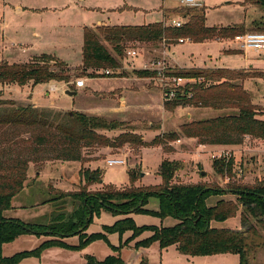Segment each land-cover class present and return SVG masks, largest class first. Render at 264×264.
Segmentation results:
<instances>
[{"label": "rangeland", "instance_id": "rangeland-1", "mask_svg": "<svg viewBox=\"0 0 264 264\" xmlns=\"http://www.w3.org/2000/svg\"><path fill=\"white\" fill-rule=\"evenodd\" d=\"M178 6H182L180 0H0V59L12 63L27 59L31 61L35 56L44 53L54 54L72 66L71 74L75 88L77 79L87 77L86 86L73 96L65 93L62 81L54 80L53 83L58 86L56 89H50L51 84L38 85L34 89V95L40 102L47 104L54 101L57 105L73 106L52 108L39 105L38 108H52L61 114L79 111L107 119L127 121L136 126L137 132L148 142L142 147L130 144L118 148L93 145L83 149V161L43 159L39 163L30 162L25 186L13 199L14 207L6 211V216L35 223L48 221L56 212L57 205L60 207L59 204H63L68 211L72 210L74 201L71 196L54 201L51 198L61 193L80 190L86 185L89 171L93 170L101 172V180L89 186L91 191L102 189L107 184L116 187L131 186L132 183L136 186L159 185L163 181L159 169L165 158L180 160L183 164L173 182L202 181L226 186L231 180L252 185L264 178L263 139L245 136L242 144L231 147L235 176H222L213 167L215 158L212 156L220 152L211 154L214 148L200 147L197 138V141L188 140V136L181 129L182 123L193 120L192 117L188 120L189 114L196 117L195 112L200 109L180 106L173 111H166L160 93L163 88L161 80L139 76L134 72L145 64L158 66L161 62L167 70L226 68L245 70L251 75L261 74L262 76L246 77L244 87L250 92L253 103L260 110V116L264 118V49L245 50L234 37L204 41L189 38L184 42L178 40V43H172L170 48L165 41H134L128 45L127 51L134 49L137 55L133 58L126 53V56L120 59L118 67L83 69L81 64L85 26L97 30V27L103 24H145L162 20L171 24L173 19L181 18L176 14L165 15V10ZM204 6L208 26L241 24L247 28L246 31H264L262 6L247 0H205ZM99 38L109 51L116 55L113 45L100 34ZM105 69L112 70V74L106 75ZM236 82L241 83L242 80L237 79ZM47 88L49 95H45ZM5 91L3 97L15 100L16 105H27V95L32 89L12 84L11 88L7 87ZM126 103L130 105L127 107ZM228 111L211 110L216 114ZM120 131L103 132L114 137ZM169 131H176L178 134V138L169 141L165 147H170L167 148L169 151L164 149L162 144H150L158 135ZM109 158H124L125 164L109 165ZM130 170L136 174L134 181ZM218 198L211 197L208 202L215 203ZM225 198L236 200L233 194H228ZM156 202L157 198H151L147 207L158 209ZM118 218L119 216L106 210L93 215L87 232L106 233L108 240L96 239L78 249L51 245L45 247L39 255L24 258L21 264H87L89 256L103 260L108 255L118 254L112 245H119L121 239L126 240L131 232L126 231L121 238L118 232L109 233L104 228V225H111ZM239 218L240 211L234 220L224 225L218 224L243 228ZM136 220L140 224H157L160 221L158 217L143 214L137 215ZM176 221L174 217L169 216L164 223L172 225ZM146 235L148 234H143V237ZM42 239L43 237L33 234H24L5 243L3 252L5 255H12L21 250L34 249ZM68 241L75 243L72 238ZM120 253L127 264H240L237 254L191 256L181 253L175 246L162 249L157 241L138 249L128 243L120 249ZM251 264H264V246L255 251Z\"/></svg>", "mask_w": 264, "mask_h": 264}, {"label": "trees", "instance_id": "trees-1", "mask_svg": "<svg viewBox=\"0 0 264 264\" xmlns=\"http://www.w3.org/2000/svg\"><path fill=\"white\" fill-rule=\"evenodd\" d=\"M247 1L264 7V0ZM170 14L179 15L182 25L175 26L162 20L145 24H103L97 30L85 26L83 69L118 67L120 59L126 56L128 45L134 41H165L170 47L181 37L204 41L262 31H246L247 28L241 24L208 26L204 5L165 10V15ZM99 34L113 45L116 55L100 40ZM71 70L67 62L47 53L37 55L28 62L0 60V84L36 85L58 80L67 82L71 90L77 91L71 85ZM134 72L150 78L156 74L143 68ZM167 73L202 80L186 84L174 98L165 100L166 110L173 111L179 106L229 110L213 117L182 123L181 129L186 136L197 138L199 143L213 145H239L245 136L264 140V118L244 87L246 77L261 74L251 75L245 70L226 68L171 69ZM237 79L242 82H236ZM2 94L0 90V264H21L24 258L39 255L51 245L78 249L96 239L108 240L106 233L87 232L93 215L102 210L119 216L111 225H104L109 233L118 232L121 238L126 231L131 234L126 240L121 239L119 245H112L118 254L108 255L103 260L89 256L87 264H126L120 249L139 237L134 243L136 249L157 241L162 249L175 246L181 253L191 256L238 254L240 264H251L255 251L264 246V178L252 185L231 180L226 186L202 181L173 182L183 164L180 160L169 158L163 159L160 165L159 173L163 181L159 185L136 186L132 183L131 186L116 187L107 184L102 189L91 191L89 186L101 180V172L93 170L89 171L86 185L80 190L51 198L54 201L71 196L74 201L72 210L68 211L63 204H59L60 207L57 205L56 212L46 222L31 223L6 216V211L13 208V199L25 186L30 162L39 163L43 159L83 161V149L93 145L118 148L130 144L142 147L148 142L137 132L136 126L127 121L79 111L61 114L52 108H38L31 104L16 105L15 100L2 98ZM106 130L121 131L110 137L103 132ZM177 138L176 131H169L158 135L150 144H162L169 151L170 147L165 148L168 142ZM213 162V167L222 176H235L232 157L222 156ZM130 175L133 181L137 178L133 170H130ZM228 194L235 195L236 200L225 198ZM153 197L158 200V209L147 207ZM211 197L219 198L215 203H209ZM239 211L243 228L219 226L218 223L224 225L234 220ZM139 214L158 217L162 222L171 216L177 221L172 225L162 222L138 224L134 215ZM144 233L148 235L141 237ZM24 234L43 239L34 249L5 255L4 244ZM70 238L75 243L69 242Z\"/></svg>", "mask_w": 264, "mask_h": 264}, {"label": "built area", "instance_id": "built-area-1", "mask_svg": "<svg viewBox=\"0 0 264 264\" xmlns=\"http://www.w3.org/2000/svg\"><path fill=\"white\" fill-rule=\"evenodd\" d=\"M180 4L182 6H191V7H200L204 5L203 0H180ZM172 25L175 26H181L182 25V19H173ZM238 42H240V45L242 48L246 50H262L264 48V32L262 31H248L244 34H239L234 37ZM189 37H181L179 38L180 42H184L188 40ZM127 54L131 57H135L137 55V51L134 49H130L127 51ZM143 69H147L150 71L155 72V76L151 77V79L156 80L158 78L162 82V92L164 96V100H169L174 98L179 91H183L181 88H183L188 83H195L197 81H201L202 78H194V77H183V76H172L169 75L167 72L169 70L165 69V66L159 62L158 66H149L145 64L143 66ZM104 73L106 75L112 74V70L105 69ZM86 82V78H81L76 80V86L77 87H84ZM220 153L213 154L212 156L214 158L219 157H227L231 158L233 157V154L230 152V150H223L219 151ZM218 155V156H217ZM107 163L109 165L114 164H125L124 158H109L107 160Z\"/></svg>", "mask_w": 264, "mask_h": 264}, {"label": "crops", "instance_id": "crops-1", "mask_svg": "<svg viewBox=\"0 0 264 264\" xmlns=\"http://www.w3.org/2000/svg\"><path fill=\"white\" fill-rule=\"evenodd\" d=\"M204 1V5H205V0H203ZM172 46V45H171ZM241 46V45H240ZM170 48V47H169ZM242 48V47H241ZM244 49V48H243ZM264 49V48H263ZM262 49V50H263ZM246 50V49H245ZM248 51H251V50H248ZM252 51H261V50H252ZM0 60H5V59H0ZM6 61H8V60H6ZM28 61H30L29 59H27V60H18V61H14V62H28ZM174 61H176V60H174ZM10 62V61H9ZM177 62V61H176ZM83 63V62H82ZM178 63V62H177ZM179 64V63H178ZM70 65V64H69ZM82 65V64H81ZM180 65V64H179ZM71 66V65H70ZM181 67H183L182 65H180ZM72 67V66H71ZM87 78V77H86ZM53 82H55L54 80L53 81H50V82H48V83H39V84H36V85H32V84H25V85H20V86H28V87H30L31 89H32V92L30 93V94H28L27 95V100L26 101H29L28 102V104H31L33 107H39V105H41V106H43V105H48L49 107H52V108H62V107H64V108H71V107H73V106H70V105H57L54 101H50V102H48L47 104H45V103H42V102H40L39 101V99L38 98H36L35 97V95H34V89L38 86V85H50L51 84V86L49 87L50 89H56V88H58V86L56 85V84H54ZM63 83H64V86H65V92H66V90L67 89H70L69 88V84L67 83V82H65V81H62ZM74 83V82H73ZM73 83H71V85L72 86H74L73 85ZM11 86H12V84H9V85H3V84H0V90H2L3 91V94H2V98H6V99H10L9 97H3V96H5V90H6V88L8 87V88H11ZM85 86H86V83H85ZM84 86V87H85ZM84 87H77L76 86V93L75 94H77L78 92H79V90H81L82 88H84ZM47 92L45 93V95H49V91H48V88H47V90H46ZM160 93H161V95H162V99H163V102H162V105H163V108H164V96H163V92L162 91H160ZM73 96V95H72ZM123 98H124V101L126 102V100H127V98H126V95H124L123 96ZM130 104L129 103H126V106L128 107ZM180 107V106H179ZM186 107V106H185ZM191 107H193V106H191ZM178 108V107H177ZM193 108H196V109H200L199 111H197V112H195V114H197V116L196 117H194V115L193 114H189V118H188V120L190 119V117H192L193 118V120H199V119H202V118H208V117H213V116H216V115H218V114H216V113H214V112H211V110H215V109H213V108H211V107H193ZM165 109V108H164ZM166 110V109H165ZM166 111H168V110H166ZM212 113V114H211ZM134 125V124H133ZM188 140L190 139V140H195V141H197V139L195 138V137H186ZM200 145V147H202V148H208V147H210V148H214V151H212L211 152V154L213 153V152H219V151H223V150H230L231 149V147H233L234 145H213V144H203V143H199ZM236 146V145H235ZM157 204H158V200H157V202H156ZM13 207H14V204H13ZM157 208V207H156ZM136 216L137 215H134V217H135V219H136ZM137 221V220H136ZM162 221L160 220L159 221V223H161ZM165 222V219L163 220V222L162 223H164ZM138 223V222H137ZM159 223H157V224H159ZM138 224H140V223H138ZM142 224H156V223H142ZM165 224V223H164ZM144 234H146V233H144ZM143 236V234L141 235V237ZM140 238V237H139ZM139 238H137V239H139ZM136 239V240H137ZM136 240H134V243H135V241ZM134 243H133V241L132 242H130V245H134ZM143 253V252H142ZM224 254H227V253H224ZM233 254V253H232ZM238 255V254H237ZM239 256V255H238ZM127 264V263H126Z\"/></svg>", "mask_w": 264, "mask_h": 264}, {"label": "water", "instance_id": "water-1", "mask_svg": "<svg viewBox=\"0 0 264 264\" xmlns=\"http://www.w3.org/2000/svg\"><path fill=\"white\" fill-rule=\"evenodd\" d=\"M66 94L72 96V95H75L76 91L75 90H71V89H67ZM71 114L73 113L72 111L70 112ZM205 173V171H203V174Z\"/></svg>", "mask_w": 264, "mask_h": 264}]
</instances>
